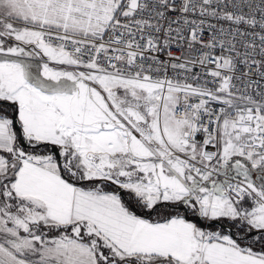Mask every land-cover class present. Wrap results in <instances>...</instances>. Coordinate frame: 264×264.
<instances>
[{"label": "snow or ice", "instance_id": "obj_1", "mask_svg": "<svg viewBox=\"0 0 264 264\" xmlns=\"http://www.w3.org/2000/svg\"><path fill=\"white\" fill-rule=\"evenodd\" d=\"M257 49L264 0H0V264H264Z\"/></svg>", "mask_w": 264, "mask_h": 264}, {"label": "built area", "instance_id": "obj_2", "mask_svg": "<svg viewBox=\"0 0 264 264\" xmlns=\"http://www.w3.org/2000/svg\"><path fill=\"white\" fill-rule=\"evenodd\" d=\"M242 11H244L245 13H248L249 9L247 7H244L242 9ZM166 15L169 18L174 19L176 16L179 15V13H168ZM137 18H144V19L151 18L154 23L156 22V18L154 16L150 17L149 13H143L142 16H139ZM191 18L192 19H196L197 17L194 15ZM209 22L216 23V21L214 19H211V18H209ZM160 23H165V21L161 20ZM224 26L228 27V24L225 23ZM173 27H176V25H173ZM184 27L186 28L187 26H184ZM258 30L259 29H257V31ZM185 36H187V32H185ZM209 38H210V30L207 29V27H205V31L203 33V39L205 41H207ZM105 39L107 40V37H105ZM258 43H259V41H257V44ZM236 47H237V52L238 53L243 54L245 51H249L250 52V50H246L242 46V41L240 40L239 37H237ZM171 51L176 56H181V53H183L182 59L195 60V59H197L200 56L201 51H207V49L201 50L199 44L194 45V47L192 49H190L187 46V43L182 41L179 46L177 44L173 43L172 46H171ZM215 51H216V54H220L219 49H216ZM252 58H254L256 60H261V59H264V55H262L259 52V49H257L256 52L254 54H252ZM161 59L167 61L168 60L167 53L161 54ZM243 59H244L243 55H239V56L236 57L237 71H236L235 75L240 77V80L239 81H234V82L236 83L237 88L240 89L241 92H244V91L252 92V89H246L245 85H247V84L255 85L260 80V78L257 75V67L255 65H253L252 68L249 69L247 67V65L242 63ZM178 62L179 61H176V60H172L171 61V63H178ZM262 70H264V69H262ZM192 71L195 72V73L203 74L205 72V69H202L199 65H197L194 68H192ZM245 72H250V75L249 76L242 75ZM167 75L169 77H176V76H184V75H187V74L184 73L182 70H173L171 67H169L168 71H167ZM189 82H191V81H189ZM260 82L264 83V81H260ZM253 94H255V93H253ZM213 106L217 107V105H213Z\"/></svg>", "mask_w": 264, "mask_h": 264}, {"label": "crops", "instance_id": "obj_3", "mask_svg": "<svg viewBox=\"0 0 264 264\" xmlns=\"http://www.w3.org/2000/svg\"><path fill=\"white\" fill-rule=\"evenodd\" d=\"M30 62L33 64V66H34V70H35V66H36L38 63H42L43 61H40L39 58H35V59H32ZM50 66H51V67H54V68H64V67H66V66L58 65V64H55V63H51V62H50ZM67 70L72 71V70H75V69H73V68H71V67H67ZM51 237H52V236L49 235V238H51ZM249 242H250V241H249ZM256 247H259V246L257 245ZM35 258L38 259V257H35Z\"/></svg>", "mask_w": 264, "mask_h": 264}, {"label": "trees", "instance_id": "obj_4", "mask_svg": "<svg viewBox=\"0 0 264 264\" xmlns=\"http://www.w3.org/2000/svg\"><path fill=\"white\" fill-rule=\"evenodd\" d=\"M17 130H18V126H17ZM23 143V142H22ZM26 147V149H27V146H25ZM156 216H157V213H153V218H156ZM224 221H222V223H223ZM228 228H229V230H227V229H223V228H221V226H219V225H216V226H214V228H213V230L214 229H223V230H226V231H236L234 228H232L230 225H226ZM49 235H52V236H54V235H56V233H50Z\"/></svg>", "mask_w": 264, "mask_h": 264}, {"label": "rangeland", "instance_id": "obj_5", "mask_svg": "<svg viewBox=\"0 0 264 264\" xmlns=\"http://www.w3.org/2000/svg\"><path fill=\"white\" fill-rule=\"evenodd\" d=\"M80 70H83V69H80ZM26 146V145H25ZM27 150V149H26ZM224 222L226 223V224H228L229 225V222L227 221V220H224ZM205 224H207L208 222L207 221H205L204 222ZM210 230H213V229H210ZM214 230H219V231H222V232H228V231H226V230H223V229H214ZM52 236V235H51Z\"/></svg>", "mask_w": 264, "mask_h": 264}, {"label": "water", "instance_id": "obj_6", "mask_svg": "<svg viewBox=\"0 0 264 264\" xmlns=\"http://www.w3.org/2000/svg\"><path fill=\"white\" fill-rule=\"evenodd\" d=\"M221 224L223 225V227L221 225H219V226H221V228L229 230V228L225 224H223L222 222H221Z\"/></svg>", "mask_w": 264, "mask_h": 264}, {"label": "flooded vegetation", "instance_id": "obj_7", "mask_svg": "<svg viewBox=\"0 0 264 264\" xmlns=\"http://www.w3.org/2000/svg\"><path fill=\"white\" fill-rule=\"evenodd\" d=\"M223 224L228 225V224H226L225 222H223Z\"/></svg>", "mask_w": 264, "mask_h": 264}]
</instances>
